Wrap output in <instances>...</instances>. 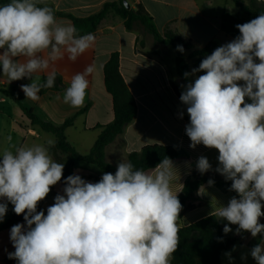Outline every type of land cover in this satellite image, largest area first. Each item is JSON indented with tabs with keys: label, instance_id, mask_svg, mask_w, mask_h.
Listing matches in <instances>:
<instances>
[{
	"label": "clouds",
	"instance_id": "9594fccd",
	"mask_svg": "<svg viewBox=\"0 0 264 264\" xmlns=\"http://www.w3.org/2000/svg\"><path fill=\"white\" fill-rule=\"evenodd\" d=\"M40 5L41 0L0 5L2 76L8 83L31 79L20 88L33 101L40 99L41 88L54 86L55 62L65 57L75 62L96 39L92 33L77 35L74 25L57 22L53 9ZM235 27L240 35L184 73L185 79L204 74L181 85L180 101L189 116V146L216 149L214 170L231 181L229 190L237 193L215 211L228 222L223 232L237 225L235 234L257 237L264 234L259 222L264 217V14ZM177 50L184 52L182 45ZM93 71L88 65L71 77L65 104L84 105ZM42 72L47 79L40 84L33 77ZM54 144L49 139L47 146L13 145L14 151L0 155V222L8 203L25 221L10 229L15 251L8 258L17 264H170L183 207L172 190L173 161L165 157L153 174L121 160L114 174L106 172L98 182H90L77 173L63 178L64 163L49 153ZM196 168L201 174L213 170L205 156L198 158ZM62 179V194L54 197L46 214L38 211ZM250 255L256 264H264V244L255 245Z\"/></svg>",
	"mask_w": 264,
	"mask_h": 264
},
{
	"label": "crops",
	"instance_id": "0c3cea01",
	"mask_svg": "<svg viewBox=\"0 0 264 264\" xmlns=\"http://www.w3.org/2000/svg\"><path fill=\"white\" fill-rule=\"evenodd\" d=\"M117 1L41 0V4L52 7L57 22L73 25L70 19L62 15L88 17L99 12L105 4ZM127 1L131 8L137 6L144 8L152 17L161 36L165 33H173L185 40L192 48L188 49L187 56L192 51L205 48L210 42H214L217 48L232 41L240 35L235 26L252 20L232 0ZM257 1L264 3V0ZM239 2L245 5L248 0H239ZM92 34L96 38L94 46L79 56L75 62L65 57L53 64L52 67L59 80H55L51 88H41L38 101L27 99L20 88L22 84H31V79L23 78L8 83L7 78L2 76V68H0V91L16 88L27 107L44 121L54 125H62L68 118L76 116L73 125L66 130V136L80 154L86 155L101 133L100 126H106L114 120L112 97L104 83V67L111 54L118 52L120 72L136 100L137 114L124 134L107 147V161L117 166L118 162L128 161L131 153L140 151L146 145L181 147L187 152L188 157L172 160L176 167L172 190L178 192L177 195L182 192L186 178L197 170L196 162L200 156L207 157L212 165V171H215L218 165L216 149L206 148L202 144L194 149L189 146L191 141L186 135L185 126L190 121L181 118L180 112L184 105L174 90L176 87L180 94L182 92L178 82L174 48L156 41L149 43L141 40L137 33L125 28L124 20L114 11L107 14ZM155 45H159L160 48H150ZM204 58L189 59L190 72L193 68H198ZM88 65H93L94 71L88 77L89 87L84 105L73 108L63 102L64 92L70 86L71 77L83 72ZM51 70L52 68L49 69ZM202 74L204 73L198 72L196 76H190V82H194L195 78ZM44 78H47L46 72L38 73L33 77L40 84H43ZM87 107V112L82 113ZM49 139L56 142V137L52 133L32 125L18 104L0 94V155L5 150L14 151L13 145L19 147L45 144L47 146ZM120 141L121 147H119ZM49 153L58 162L50 151ZM148 172L154 174V170ZM75 173L90 182H96L94 178L101 179L98 170L91 165L79 164L75 168ZM62 189L60 182L53 186L40 210L45 211L46 214L47 207L54 203V197L58 193L62 194ZM233 196L237 194H225L213 186H202L196 194L195 202L200 205L179 219L180 227H187L215 215L216 209L227 205ZM13 207L8 203L7 213L3 222H0V264L17 262L8 258V253L14 252L15 249L10 241L11 227L4 228L14 213ZM259 222L264 224V218L261 217ZM229 227L236 230L238 226L229 225ZM235 230L234 233L229 232V234L237 241L221 254V261L223 264H249L248 254L255 245L264 244V234L252 237L249 232H241L237 235Z\"/></svg>",
	"mask_w": 264,
	"mask_h": 264
},
{
	"label": "trees",
	"instance_id": "16d2710c",
	"mask_svg": "<svg viewBox=\"0 0 264 264\" xmlns=\"http://www.w3.org/2000/svg\"><path fill=\"white\" fill-rule=\"evenodd\" d=\"M123 1L118 0L115 3H107L99 12L84 18H77L72 15L62 16L72 21L77 29V35H85L94 33L107 14L110 11H114L124 20L125 28L130 32L137 33L138 38H140L142 33H147L153 37L154 41L172 46L176 52L175 64L179 85L181 87V85L189 83L190 76L187 79L184 77L185 72H190L189 59L202 58L210 55L216 48L215 43L210 42L205 48L192 51L186 56L184 52L177 50V45H182L187 50L192 49L185 40L173 33H165L161 36L152 17L143 7L137 6L136 8L130 7V9H127ZM232 1L242 12L252 19L259 14H264V3L258 2L257 0H248V3L245 5L240 3L239 0ZM8 2L9 0H0V5ZM40 6L47 5L41 4ZM46 79L44 78L43 83ZM55 80H59L58 75H56ZM104 83L107 92L112 97L114 120L106 126H100L101 133L90 152L86 155L80 154L68 141L66 136V130L73 125L76 116L68 118L62 125H54L44 121L31 108L27 107L16 88L1 90L0 94L18 104L32 125L38 126L41 130L52 133L56 137V142L53 147L49 148V151L56 157L58 163H64L63 178H67L69 175L75 173V168L79 164L94 166L102 177L103 173L108 172L114 174L117 170V166L109 163L106 159L107 147L124 134L126 128L134 121L137 114L136 100L120 72V54L118 52L112 53L108 62L105 64ZM55 89L59 90L60 88ZM181 89L182 91L184 90L182 87ZM174 90L180 98L181 94L176 87H174ZM87 110L88 107L82 113L87 112ZM181 112H183L181 118L189 120L185 106ZM121 146L122 142L120 141L119 147ZM165 157L171 160L183 159L187 158L188 154L183 148L178 146L153 144L146 145L140 151L131 153L128 156V162H131L135 169L148 172L154 170ZM94 179L96 182L99 181L98 178ZM209 179L214 180L213 187L217 188L220 192L237 194L229 190L231 181H226L219 173L210 170L201 174L198 170H195L186 178L182 192L178 195V199L183 205L179 219H182L187 212L200 205L195 204L197 201L196 194L202 186L208 185L207 182ZM60 183L64 187L63 179ZM44 203L45 200L39 203L38 211H40ZM18 223H25L23 214L16 215L14 212L4 225V228L12 227ZM225 224H227L225 220L211 215L187 227H180L178 247L172 254L170 264H223L221 254L232 247L237 241L229 233L225 234L223 232Z\"/></svg>",
	"mask_w": 264,
	"mask_h": 264
},
{
	"label": "rangeland",
	"instance_id": "374dc122",
	"mask_svg": "<svg viewBox=\"0 0 264 264\" xmlns=\"http://www.w3.org/2000/svg\"><path fill=\"white\" fill-rule=\"evenodd\" d=\"M140 39L144 40V41H148L149 43L154 41L153 37L151 35L147 34V33H144V34L142 33L140 35ZM150 48H160V46L159 45H155V46H151ZM188 53H189V51L184 48V54L187 56ZM234 230L235 229L233 228L232 229V233H234ZM248 258L250 260L249 264H256V261L251 257L250 253L248 254Z\"/></svg>",
	"mask_w": 264,
	"mask_h": 264
},
{
	"label": "water",
	"instance_id": "95a60500",
	"mask_svg": "<svg viewBox=\"0 0 264 264\" xmlns=\"http://www.w3.org/2000/svg\"><path fill=\"white\" fill-rule=\"evenodd\" d=\"M123 4H124V6L127 8V9H130V4H129V2L127 1V0H124L123 1ZM261 219V218H260Z\"/></svg>",
	"mask_w": 264,
	"mask_h": 264
},
{
	"label": "built area",
	"instance_id": "2783aa9c",
	"mask_svg": "<svg viewBox=\"0 0 264 264\" xmlns=\"http://www.w3.org/2000/svg\"><path fill=\"white\" fill-rule=\"evenodd\" d=\"M11 264H17V262L14 261V262H11Z\"/></svg>",
	"mask_w": 264,
	"mask_h": 264
}]
</instances>
